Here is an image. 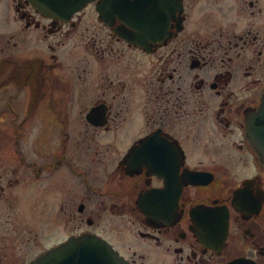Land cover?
Listing matches in <instances>:
<instances>
[{
    "label": "flooded vegetation",
    "instance_id": "flooded-vegetation-1",
    "mask_svg": "<svg viewBox=\"0 0 264 264\" xmlns=\"http://www.w3.org/2000/svg\"><path fill=\"white\" fill-rule=\"evenodd\" d=\"M6 3L0 264L85 235L131 264L138 251L264 264V166L247 132L264 101V0H94L53 16ZM108 217L137 225L134 257ZM53 230L62 241L44 244Z\"/></svg>",
    "mask_w": 264,
    "mask_h": 264
},
{
    "label": "water",
    "instance_id": "water-1",
    "mask_svg": "<svg viewBox=\"0 0 264 264\" xmlns=\"http://www.w3.org/2000/svg\"><path fill=\"white\" fill-rule=\"evenodd\" d=\"M48 15L73 14L94 0H30ZM248 137L264 166V101L248 119ZM33 264H129L107 241L85 235L46 253Z\"/></svg>",
    "mask_w": 264,
    "mask_h": 264
},
{
    "label": "rangeland",
    "instance_id": "rangeland-1",
    "mask_svg": "<svg viewBox=\"0 0 264 264\" xmlns=\"http://www.w3.org/2000/svg\"><path fill=\"white\" fill-rule=\"evenodd\" d=\"M1 1V4H0V16H1V14L3 13L2 12V8L1 7H4V8H6V2H7V0H0ZM5 13H3L2 15H4ZM0 28H2V27H0ZM71 196V195H70ZM64 200V198L60 201L61 203H62V201ZM57 212V211H56ZM62 219H61V222H63L62 223V226H65V229H66V231H67V235H69L70 233H71V227L72 226H70L72 223L71 222H69V220L65 217V216H62L61 217ZM67 219V220H66ZM48 220L51 222L52 221V216H50L49 218H48ZM107 222H112V223H114V224H116V225H119L120 223H125V228H123V230H124V235H125V237H124V242H125V244H126V247H124V251L129 255V256H133V250L134 249H131V250H128V248L129 247H134V246H136V244L135 243H133V241H131V242H128V236H131V235H135V234H137V225H135V226H133V225H127V220H123V219H117L116 220V218L114 217H108L107 218V220H106ZM41 223L44 225V224H46L47 223V220H42L41 221ZM106 223V222H105ZM105 223H104V227L107 229L106 231H107V233L108 234H111L112 236H113V234H112V226L110 225V224H106V226H105ZM127 225V226H126ZM56 230H53V231H50L49 232V234H52L50 237H47L46 239H44V237H46L47 236V234H48V232H44L43 233V240H44V244H50V242H53V241H57V240H59L58 242H60V241H62L60 238H55V237H61V234L58 232H55ZM1 232V231H0ZM55 232V233H54ZM133 233V234H132ZM119 233H115V235H118ZM133 235V236H134ZM69 241V240H68ZM68 241H66V242H68ZM65 242V243H66ZM138 255L139 256H137V259H138V263L140 264V263H144V264H177L176 263V261H177V255L176 254H174V252L173 251H171V256H170V258H169V262H167V263H163V262H155V263H153L152 262V260L150 259V258H153L155 255L154 254H149V255H147L146 253H144V252H142V251H138ZM140 255H143L144 257L143 258H140ZM134 257V256H133Z\"/></svg>",
    "mask_w": 264,
    "mask_h": 264
}]
</instances>
